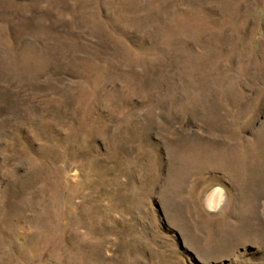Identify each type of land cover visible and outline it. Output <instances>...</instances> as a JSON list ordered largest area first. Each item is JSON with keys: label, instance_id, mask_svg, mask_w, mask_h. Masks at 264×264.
I'll return each mask as SVG.
<instances>
[{"label": "rangeland", "instance_id": "obj_1", "mask_svg": "<svg viewBox=\"0 0 264 264\" xmlns=\"http://www.w3.org/2000/svg\"><path fill=\"white\" fill-rule=\"evenodd\" d=\"M0 264H264V0H0Z\"/></svg>", "mask_w": 264, "mask_h": 264}, {"label": "bare ground", "instance_id": "obj_2", "mask_svg": "<svg viewBox=\"0 0 264 264\" xmlns=\"http://www.w3.org/2000/svg\"><path fill=\"white\" fill-rule=\"evenodd\" d=\"M217 194H218V190H217V189L215 190V192H214V195H213V194H211V196H212V195H213V196H215V200H214V202H216V201H217V198H216V197H217V196H216ZM211 198H212V197H211ZM213 199H214V197H213Z\"/></svg>", "mask_w": 264, "mask_h": 264}]
</instances>
